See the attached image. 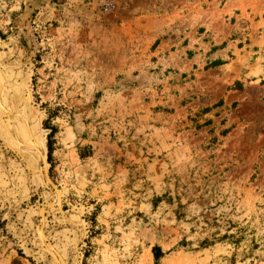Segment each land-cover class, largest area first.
Returning a JSON list of instances; mask_svg holds the SVG:
<instances>
[{
    "label": "rangeland",
    "instance_id": "rangeland-1",
    "mask_svg": "<svg viewBox=\"0 0 264 264\" xmlns=\"http://www.w3.org/2000/svg\"><path fill=\"white\" fill-rule=\"evenodd\" d=\"M0 264H264V0H0Z\"/></svg>",
    "mask_w": 264,
    "mask_h": 264
},
{
    "label": "trees",
    "instance_id": "trees-1",
    "mask_svg": "<svg viewBox=\"0 0 264 264\" xmlns=\"http://www.w3.org/2000/svg\"><path fill=\"white\" fill-rule=\"evenodd\" d=\"M44 128H49L50 133L48 134V141H47V148H48V159L51 160V153H52V137L56 132V128L54 126H50L49 122L47 120H44ZM162 256V252L160 251L159 248L154 249V259L155 263L158 262L160 257Z\"/></svg>",
    "mask_w": 264,
    "mask_h": 264
},
{
    "label": "built area",
    "instance_id": "built-area-1",
    "mask_svg": "<svg viewBox=\"0 0 264 264\" xmlns=\"http://www.w3.org/2000/svg\"><path fill=\"white\" fill-rule=\"evenodd\" d=\"M108 6H109V3H105V7H104V9L107 11L108 10Z\"/></svg>",
    "mask_w": 264,
    "mask_h": 264
}]
</instances>
